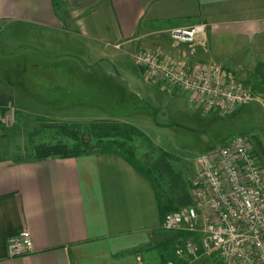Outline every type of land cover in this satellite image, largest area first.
<instances>
[{"label": "crops", "instance_id": "crops-1", "mask_svg": "<svg viewBox=\"0 0 264 264\" xmlns=\"http://www.w3.org/2000/svg\"><path fill=\"white\" fill-rule=\"evenodd\" d=\"M195 24L205 32L192 44L169 39L168 31ZM27 31L47 41L68 37L110 61L148 48L186 68L264 67V0H0L3 61L10 46L25 44ZM34 61L22 56L14 72L0 70V109H11L20 122L23 108L8 79L29 94L25 67ZM136 68L133 75L155 81ZM161 222L151 182L114 154L0 161V264H145L138 253L116 256L151 247ZM24 231L32 251L9 258L7 241Z\"/></svg>", "mask_w": 264, "mask_h": 264}, {"label": "rangeland", "instance_id": "rangeland-1", "mask_svg": "<svg viewBox=\"0 0 264 264\" xmlns=\"http://www.w3.org/2000/svg\"><path fill=\"white\" fill-rule=\"evenodd\" d=\"M36 35L28 36L20 48L10 46L8 61H3L0 46V70L8 73L14 72L17 58H35L34 63L28 62L25 67L31 75L24 79L29 94L15 85L18 79H8L13 84L16 105L23 108V113L20 122L11 109H0V161L29 157V135L38 117L82 125L97 119L121 118L135 122L155 148L176 155L177 172L189 185L198 155L237 136L249 138L252 155L264 173V93L255 89L254 70H242L235 75L259 101L217 115L196 107L168 86L160 87L158 82L133 75L137 68L128 56L112 61L101 59L68 37L47 41L42 34ZM154 261L146 260L145 264ZM190 262L216 264L206 254Z\"/></svg>", "mask_w": 264, "mask_h": 264}, {"label": "built area", "instance_id": "built-area-1", "mask_svg": "<svg viewBox=\"0 0 264 264\" xmlns=\"http://www.w3.org/2000/svg\"><path fill=\"white\" fill-rule=\"evenodd\" d=\"M204 32L203 24H195L172 29L168 36L173 42L192 44ZM131 62L205 112L225 115L259 101L235 73L216 65L186 68L148 48L134 54ZM190 186L192 203L161 222L163 230L188 235L175 243L176 255L195 260L216 253L223 264H264V173L249 138L237 136L198 155ZM31 251L26 231L7 241L9 258Z\"/></svg>", "mask_w": 264, "mask_h": 264}, {"label": "trees", "instance_id": "trees-1", "mask_svg": "<svg viewBox=\"0 0 264 264\" xmlns=\"http://www.w3.org/2000/svg\"><path fill=\"white\" fill-rule=\"evenodd\" d=\"M56 3V0H52ZM255 89L264 93V67L257 65L253 72ZM31 152L27 160L40 162L47 159H69L84 156L114 154L124 160L152 184L161 219L170 212L192 203L191 186L177 172L179 158L160 148H155L150 138L137 127L113 120L97 119L86 125L38 118L29 135ZM188 236L186 233L166 231L152 232V246L123 251L116 257L138 253L143 261L152 264H195L176 255L175 243ZM200 254V252H199ZM146 259V260H145ZM216 264L218 255L211 254ZM156 262V263H155Z\"/></svg>", "mask_w": 264, "mask_h": 264}]
</instances>
